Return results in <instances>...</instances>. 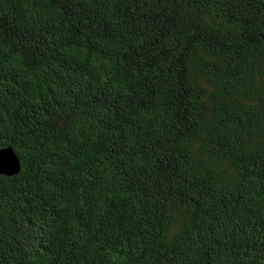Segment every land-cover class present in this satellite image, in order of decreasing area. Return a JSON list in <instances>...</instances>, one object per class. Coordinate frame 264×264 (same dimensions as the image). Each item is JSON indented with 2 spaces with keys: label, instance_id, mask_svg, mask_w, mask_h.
Here are the masks:
<instances>
[{
  "label": "trees",
  "instance_id": "16d2710c",
  "mask_svg": "<svg viewBox=\"0 0 264 264\" xmlns=\"http://www.w3.org/2000/svg\"><path fill=\"white\" fill-rule=\"evenodd\" d=\"M0 264H264V0H0Z\"/></svg>",
  "mask_w": 264,
  "mask_h": 264
},
{
  "label": "water",
  "instance_id": "95a60500",
  "mask_svg": "<svg viewBox=\"0 0 264 264\" xmlns=\"http://www.w3.org/2000/svg\"><path fill=\"white\" fill-rule=\"evenodd\" d=\"M21 164L18 154L13 147L0 149V174L14 175L20 171Z\"/></svg>",
  "mask_w": 264,
  "mask_h": 264
}]
</instances>
